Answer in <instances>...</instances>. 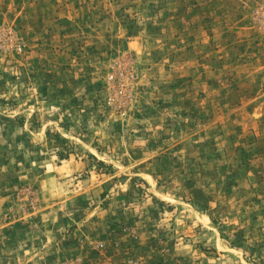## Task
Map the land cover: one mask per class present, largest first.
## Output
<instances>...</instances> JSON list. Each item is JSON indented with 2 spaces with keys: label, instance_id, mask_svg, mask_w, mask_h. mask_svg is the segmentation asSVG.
I'll return each instance as SVG.
<instances>
[{
  "label": "rangeland",
  "instance_id": "374dc122",
  "mask_svg": "<svg viewBox=\"0 0 264 264\" xmlns=\"http://www.w3.org/2000/svg\"><path fill=\"white\" fill-rule=\"evenodd\" d=\"M0 264H264V0H0Z\"/></svg>",
  "mask_w": 264,
  "mask_h": 264
}]
</instances>
